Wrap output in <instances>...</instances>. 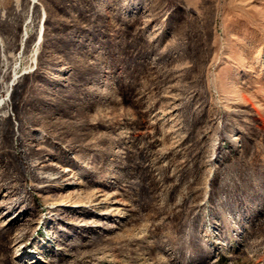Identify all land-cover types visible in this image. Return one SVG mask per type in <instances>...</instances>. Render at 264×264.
I'll list each match as a JSON object with an SVG mask.
<instances>
[{"label": "rangeland", "instance_id": "374dc122", "mask_svg": "<svg viewBox=\"0 0 264 264\" xmlns=\"http://www.w3.org/2000/svg\"><path fill=\"white\" fill-rule=\"evenodd\" d=\"M0 264H264V0H0Z\"/></svg>", "mask_w": 264, "mask_h": 264}, {"label": "bare ground", "instance_id": "6f19581e", "mask_svg": "<svg viewBox=\"0 0 264 264\" xmlns=\"http://www.w3.org/2000/svg\"><path fill=\"white\" fill-rule=\"evenodd\" d=\"M18 2V1H17ZM4 17V16H3Z\"/></svg>", "mask_w": 264, "mask_h": 264}]
</instances>
